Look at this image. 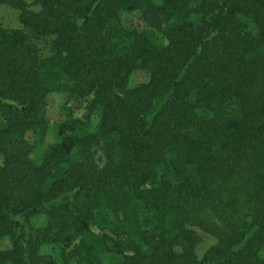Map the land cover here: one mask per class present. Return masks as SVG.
Segmentation results:
<instances>
[{"label":"trees","instance_id":"16d2710c","mask_svg":"<svg viewBox=\"0 0 264 264\" xmlns=\"http://www.w3.org/2000/svg\"><path fill=\"white\" fill-rule=\"evenodd\" d=\"M31 1L0 0L29 32L0 25V264H264V0ZM58 91L88 114L34 162ZM100 214L121 240L90 233Z\"/></svg>","mask_w":264,"mask_h":264},{"label":"rangeland","instance_id":"374dc122","mask_svg":"<svg viewBox=\"0 0 264 264\" xmlns=\"http://www.w3.org/2000/svg\"><path fill=\"white\" fill-rule=\"evenodd\" d=\"M30 9L36 10L37 7L31 4V0H23ZM136 20L135 17L131 19V22ZM0 25L5 28H21L23 32L29 33L27 29L21 27L18 20V11L15 8L10 7L7 4L0 5ZM30 41L33 44H36L38 49V54L41 56H46L48 54L47 51V42L44 39L34 40L30 38ZM156 42H160L157 39ZM147 81V74L137 68L132 70L126 77V87H134L138 84L144 83ZM88 97L78 98L74 95H70L64 91L51 92L47 94L44 98V107H45V119L47 122V129L45 135L43 136L41 141H37V138L33 134H27L28 139L33 142V146L29 152V157L34 162H40L45 151L54 144L59 141L61 137H67L70 133L67 130H63L60 132V125L64 122L76 119L85 121V117L88 114L87 102ZM98 116L97 113H91L86 122V128L92 129V127L97 122ZM109 214H100L94 220V222L90 225V233L94 236H100L105 234L116 240H121L123 237V232L117 230V227L122 225L117 222V218H113L112 216H108ZM206 214H203L205 217ZM112 219L110 221L107 220ZM209 223L215 227H218V223L214 220L212 216L208 218ZM35 225H39L41 223V219H32ZM195 232L198 236V241L194 248V253L196 257L199 259L202 257L204 252L210 248L215 242L216 238L200 229L195 228ZM78 242V238L73 240L68 248L65 249L64 252L60 253L57 250V247L53 246L47 242H41L39 245V252L41 254L51 256L55 259H61V254L66 255V253H70ZM10 245L9 241L6 238L0 239V248L5 249ZM264 249L260 250L258 254L263 255ZM70 264H76L74 259L68 260ZM99 261L102 264H115L117 261V257L113 254L103 253L99 256Z\"/></svg>","mask_w":264,"mask_h":264},{"label":"clouds","instance_id":"9594fccd","mask_svg":"<svg viewBox=\"0 0 264 264\" xmlns=\"http://www.w3.org/2000/svg\"><path fill=\"white\" fill-rule=\"evenodd\" d=\"M101 167H102V165H101Z\"/></svg>","mask_w":264,"mask_h":264}]
</instances>
